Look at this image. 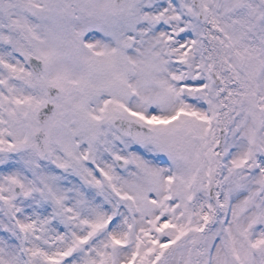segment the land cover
Returning a JSON list of instances; mask_svg holds the SVG:
<instances>
[{
	"label": "snow or ice",
	"instance_id": "snow-or-ice-1",
	"mask_svg": "<svg viewBox=\"0 0 264 264\" xmlns=\"http://www.w3.org/2000/svg\"><path fill=\"white\" fill-rule=\"evenodd\" d=\"M0 264H264V0H0Z\"/></svg>",
	"mask_w": 264,
	"mask_h": 264
}]
</instances>
